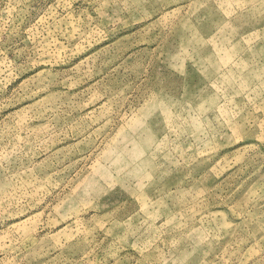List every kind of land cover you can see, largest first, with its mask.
Masks as SVG:
<instances>
[{"label":"rangeland","instance_id":"1","mask_svg":"<svg viewBox=\"0 0 264 264\" xmlns=\"http://www.w3.org/2000/svg\"><path fill=\"white\" fill-rule=\"evenodd\" d=\"M0 264H264V0H0Z\"/></svg>","mask_w":264,"mask_h":264}]
</instances>
